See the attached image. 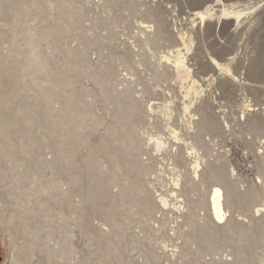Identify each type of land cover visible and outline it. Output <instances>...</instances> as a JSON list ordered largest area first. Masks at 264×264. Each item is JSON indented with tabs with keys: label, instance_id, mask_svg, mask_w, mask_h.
Segmentation results:
<instances>
[{
	"label": "rangeland",
	"instance_id": "374dc122",
	"mask_svg": "<svg viewBox=\"0 0 264 264\" xmlns=\"http://www.w3.org/2000/svg\"><path fill=\"white\" fill-rule=\"evenodd\" d=\"M167 2V25L150 49L139 42L137 22L151 21L145 24L155 30L147 8L164 9ZM138 3L132 9L124 0H0V264H264V156L258 144L264 129L251 125L264 121V5L236 28L225 18L200 24L195 14L205 0ZM177 46L203 84L201 103L218 129L194 128L199 99L193 98L191 114L182 108L190 102L183 95L190 83L156 66ZM211 58L244 78L259 63L262 82L241 89L228 73L217 72L219 82L204 84L202 78L214 73ZM124 88H132L135 100L142 96L137 112L144 109L143 116L132 111V100L116 94ZM244 101L259 109L242 121ZM172 129L181 141L171 138ZM153 136L167 146L156 149ZM197 139L208 147L196 146V158L208 169L225 166L246 196L241 209L228 212L224 228L212 231L228 237L222 241L206 242L205 210L183 219L212 184L195 179L191 187L181 176L179 189L174 186L176 173L183 175L193 160L186 147ZM180 145L184 168L174 165ZM127 155L138 156L142 167L134 170ZM143 165L153 167L150 174H141ZM116 182L125 189L120 198L113 197ZM62 183L67 192L60 191ZM144 191L153 210L141 205ZM252 191L254 200L247 196ZM27 199L28 208L26 202L18 206Z\"/></svg>",
	"mask_w": 264,
	"mask_h": 264
},
{
	"label": "bare ground",
	"instance_id": "6f19581e",
	"mask_svg": "<svg viewBox=\"0 0 264 264\" xmlns=\"http://www.w3.org/2000/svg\"><path fill=\"white\" fill-rule=\"evenodd\" d=\"M120 1V0H119ZM127 2V7L129 8H132V9H135L136 7H138V4L140 5L139 0H124ZM226 2H228V4H226ZM243 2L241 0H205V7L202 8L201 10H199L195 15H196V18L199 20V23L200 24H204L206 23L207 21H211V20H216L217 23H219L221 21V19H232L234 24H235V27L238 28L240 27V25L242 24V20L244 17H248V16H251L253 15L254 13H256V11L258 9H260V7H262L264 5V0H247L245 1L244 4H242ZM122 4V3H121ZM124 4V3H123ZM166 7L163 9V8H154L155 10L151 11V9H148V12L150 14L151 17H153V20L156 22L155 24L153 25H156V28L155 30H152V25L148 26L147 24L145 23H148L149 21H138L137 22V28H138V35H139V42H142V44L144 43L146 45V47H150V44L152 42V39H154L157 35L160 34L159 32V29L166 26L167 25V18L170 16V13L168 12L167 8L170 9L169 7V3L167 2L166 4ZM217 7H219L218 9H216ZM123 9V8H122ZM150 10V11H149ZM146 11V10H145ZM144 11V12H145ZM140 14V13H139ZM144 14V13H143ZM147 14V13H146ZM249 18V17H248ZM136 19V18H135ZM151 22V21H150ZM149 22V23H150ZM154 23V22H152ZM193 23V21H192ZM137 32V31H136ZM155 35V37L153 38V36ZM172 36V35H171ZM179 37H180V43H182L183 46H185V41H184V34H179ZM186 37V36H185ZM164 39V38H163ZM189 41V40H188ZM191 44V43H189ZM36 45H37V40H34L33 42H31L28 47L31 48V50H35L36 49ZM193 45V44H192ZM181 46V44H180ZM182 46V47H183ZM190 46V45H189ZM175 47V46H174ZM178 47V46H177ZM147 48V49H149ZM154 48V47H153ZM176 48V47H175ZM179 49H176L174 51L171 50L170 53H168V55H163L160 57V61L157 62V68H163L164 70V74H166L165 76H172V73H173V76H174V73L177 75L178 78H180L181 80H188V82L190 83L189 85V89L187 91H183V95H184V98H188L190 100V102L188 104H183L182 105V108H184V113H187L188 115L191 114V107L192 105H194V99L195 100H198L199 99V103L198 105L194 108L196 109L194 112L199 114L200 116V119L198 122H196L195 124V129L197 130H202L205 128V130H208V129H218L220 127V125H218V122L217 123H210L209 120L207 119V111L209 109V106L208 104H204V103H201V98L202 96H204V88H202V85L203 84H200L197 80L194 79V77L192 76V71L190 69V67L187 65V58L185 56V54L182 53V50L180 49V47H178ZM189 49V48H188ZM188 49L186 48V51H188ZM185 52V50H183ZM137 52V51H136ZM150 53V52H149ZM153 53V52H152ZM189 53V52H188ZM162 55V53H160ZM135 55V54H134ZM138 56V55H137ZM146 56V55H145ZM154 56V55H152ZM136 57V56H135ZM233 60V58H231V61ZM261 60V59H260ZM127 62V61H126ZM151 62V61H150ZM259 62V61H258ZM262 62V61H261ZM264 62V61H263ZM39 63V67H43L45 62L42 61L40 59V61H38ZM123 63V62H122ZM208 63L209 65L212 67L213 69V74L212 75H208L206 77H203L202 78V82L205 84V83H208V85L212 84L213 83H217L218 81V77H217V72L221 73V72H226V74L228 73L235 82H237L239 85H240V88L241 89H245L246 85H250L249 87H252L251 84L254 83L255 84H259L261 83L262 81H260L258 78L260 76V66L261 64L259 63H254L252 64L249 69H248V72L247 74L245 75L246 77H242V74L243 72H241L237 77L234 76L232 73H231V68L229 67L230 65H225V64H221L219 63L216 59L214 58H211L208 60ZM131 66L130 64H127L126 63V68L127 70H131ZM263 66V65H262ZM154 67V66H153ZM264 68V67H263ZM137 70V69H136ZM133 72V71H132ZM131 72V73H132ZM263 72V71H262ZM155 73V72H154ZM128 74L127 72H125V75ZM161 74V72H160ZM123 75V74H122ZM129 75V74H128ZM172 76V77H173ZM126 77V76H125ZM176 77V76H175ZM174 77V78H175ZM124 78V77H123ZM262 78V77H261ZM134 79V77H133ZM177 79V78H176ZM179 79V80H180ZM122 80V79H121ZM178 80V79H177ZM243 80V82H242ZM259 80V81H258ZM219 82V81H218ZM250 82V83H248ZM130 83V82H129ZM128 83V84H129ZM132 83V82H131ZM130 83V84H131ZM137 83V82H136ZM126 85V83H125ZM138 85V84H137ZM207 85V84H206ZM217 85V84H216ZM253 85V86H254ZM120 86V85H119ZM127 87V86H126ZM133 87H137V86H133ZM122 87H120L121 89ZM256 88V87H255ZM132 89V88H131ZM130 88H124L122 89L121 91L122 92H119L116 94L118 95H121V97L123 96L124 100H132L133 102L131 103L132 105V111H134L135 113H138L137 110L138 107H139V102L142 101V96H139L137 100L133 99V90H131ZM119 90V89H118ZM117 90V91H118ZM137 91V90H136ZM142 91V90H140ZM257 92V91H256ZM141 93V92H139ZM170 93V92H169ZM136 94V93H135ZM138 94V93H137ZM137 96V95H135ZM194 98V99H193ZM185 100V99H184ZM217 101V100H216ZM246 101L243 102L242 106H243V110H242V116L240 117L242 121H245L246 118V115H249L247 114L248 112H256L258 111L259 108H255L254 105H251V104H245ZM186 103V102H184ZM142 104V103H140ZM130 106V107H131ZM141 106V105H140ZM184 106V107H183ZM149 108V111L150 112H153L152 111V108L151 106H148ZM165 107V106H164ZM140 109V108H139ZM165 109V108H164ZM166 109L170 111L171 113V109H170V106L167 105L166 106ZM191 109V110H190ZM211 109H212V106H211ZM210 109V110H211ZM214 109V108H213ZM212 109V110H213ZM146 110V109H145ZM165 111V110H164ZM143 112H144V109L142 110L141 109V112H139L138 114L142 115L143 116ZM146 112V111H145ZM167 112V111H165ZM219 112V111H218ZM148 113V112H147ZM144 114L145 115H147ZM173 113V112H172ZM193 113V112H192ZM192 116H194V114ZM213 113V112H212ZM216 113V112H215ZM213 113V114H215ZM66 114H69V111L68 112H62V116H65ZM151 114V113H150ZM225 114V113H224ZM257 114V113H255ZM185 115V114H184ZM253 115V114H252ZM224 116V115H223ZM141 117V116H140ZM170 117V116H169ZM214 117V116H213ZM216 117V116H215ZM192 118V117H191ZM194 118V117H193ZM222 118V116H221ZM224 118V117H223ZM239 119V121H241ZM181 121V120H180ZM228 122V121H227ZM190 125V124H189ZM193 125V124H192ZM239 125V124H238ZM251 125H253V128L254 127H258L259 126L264 129V121L263 123H258V122H255V123H252ZM227 126V125H226ZM229 127V126H228ZM252 127V126H251ZM191 128V127H190ZM207 128V129H206ZM227 129V128H226ZM134 130V128L132 127V131ZM204 131V130H203ZM199 132V131H198ZM205 132V131H204ZM197 133V132H196ZM171 135L175 141L179 142L181 141V139L178 137V134L175 130L172 129L171 131ZM170 135V136H171ZM193 136V135H192ZM195 136V135H194ZM262 136V135H261ZM196 137V136H195ZM258 137V136H257ZM264 137V136H263ZM199 138V137H198ZM196 139V138H195ZM257 139V138H256ZM264 139V138H263ZM139 140V139H138ZM141 140V139H140ZM139 140V141H140ZM149 140V139H148ZM150 140H153L154 143H155V148L156 149H161L164 147L167 146V143L164 142L161 138H154L153 137H150ZM206 140V139H205ZM136 141V140H135ZM152 141V142H153ZM197 144H195V147L194 145L191 144V146H189V148L186 147V150H190V152L188 153L189 156H193V160H191V163L189 162V166H188V169H186V172L182 175V174H179L177 175L176 173V179L174 180V186L178 189H179V186H180V182H182V177L183 176L185 179L188 178L189 180V183H191V187H194V183H195V179H203L205 178V180L208 182V183H211L212 185L210 186L211 190L209 191V194L207 196V198H205L203 195H200L198 197V200L195 204V207H191L189 209V213H187L186 216L183 217L186 218V220L190 221L191 220V217L193 216V213H196L194 212V210L196 208H201V210H205L207 212V229H210V232L208 233V236L206 235L205 238H207L206 242H217V241H222L224 240L225 238H228L226 235H222L221 237H219L217 234H214L212 231H218V230H222L224 228V226H220L221 224L225 223L226 222V219H227V214L230 210L232 209H241L240 207L244 206L245 203L247 202L245 197L239 193V190L237 189V187L233 184V182L231 181L230 179V173L227 172L223 166L221 167H209L208 169V162L204 161L203 163L206 164L205 166H202L203 163H201V159L200 157H197L196 158V155L198 154L197 152H199L200 150H198L199 148L200 149H207L208 147V144L206 142H204L203 140L201 139H197ZM132 142V141H131ZM130 144L132 145L133 143ZM151 142V141H150ZM149 142V143H150ZM186 142V140H185ZM137 144H139L138 142H136ZM141 144V143H140ZM175 144V143H174ZM182 144V143H181ZM187 144V143H185ZM258 144L261 145V148H263V151H260V155L262 154V156H264V140H262V137H258ZM134 145V144H133ZM143 145V144H142ZM183 145V144H182ZM134 146H137L136 144ZM133 146V147H134ZM198 146L199 148L197 149ZM172 147H174L172 145ZM122 148V147H121ZM137 148H139L137 146ZM180 150L178 152L175 151L174 155H173V158H174V162H176V164L174 165H177L178 167L180 168H184V165L186 164L185 163V159L182 157V154L181 153V150L183 149V147H181V145L178 147ZM173 150V149H172ZM174 152V151H173ZM172 152V153H173ZM258 152V151H257ZM171 153V154H172ZM129 154V153H128ZM200 156V155H199ZM130 156L127 155L126 157V161L128 163H130V165L133 166L134 170H137L139 169V167H142V166H139V163H138V160H137V157L138 156H131V158H129ZM202 157V156H201ZM172 158V159H173ZM192 159V158H191ZM117 159H115L114 161H116ZM226 160V159H225ZM190 161V160H189ZM151 164V163H150ZM152 165V164H151ZM157 166V165H156ZM176 166V167H177ZM186 166V165H185ZM162 168V167H161ZM232 169V167H231ZM153 170V167H150V165L148 167H144L143 165V168L141 169V174L142 175H147L148 173L150 174V172ZM155 170V169H154ZM183 170V169H181ZM229 171V170H228ZM232 171V174H233V169L231 170ZM230 171V172H231ZM156 172V171H155ZM120 174V173H119ZM118 174V175H119ZM264 178V177H263ZM119 179V178H118ZM183 179V180H185ZM199 181V180H198ZM260 181V180H259ZM263 185L264 183L262 182V180L260 181ZM183 184H185V181H183ZM111 185V184H110ZM114 187H118L119 188V192L115 195H113V197H121L122 193L125 192V189L124 187H119L120 184L116 182V185L113 184ZM123 185V184H121ZM182 185V183H181ZM173 186V187H174ZM196 186V185H195ZM241 186V185H240ZM113 187V188H114ZM134 187L137 188L138 190L140 189H145L144 188V185L142 184H137V183H134ZM175 188V189H176ZM183 188V187H182ZM60 191H63V190H66L67 187H66V184L62 183V186L60 187ZM116 189V188H115ZM147 189V188H146ZM145 189V191H146ZM142 190L141 193H142ZM144 191V193H146ZM173 191V190H172ZM264 191V190H263ZM67 192V190H66ZM65 193V192H63ZM257 192H250L247 196L248 198H251L252 200H254L255 198H257V195H256ZM260 193V192H259ZM113 194V193H112ZM147 194V193H146ZM173 194V193H172ZM123 196V195H122ZM177 196V195H176ZM113 198V199H114ZM151 194H147L145 196H143V199H142V206L144 208H151L153 205L151 204ZM160 201L166 205V200L164 198H161ZM24 202H26V204H24ZM160 202V203H161ZM168 203V202H167ZM22 205L24 204L25 206H27V208L29 207L30 205V201L29 199H27V201H20V203L18 204L19 205ZM253 205V204H252ZM141 206V207H142ZM257 206V205H256ZM254 206V207H256ZM253 207V208H254ZM143 208V209H144ZM142 209V208H141ZM146 209V210H147ZM145 210V209H144ZM145 210V211H146ZM150 210H153V207L150 209ZM260 208L259 207H256V213H259L260 212ZM264 210V209H263ZM143 211V210H142ZM198 212V211H197ZM153 213V212H152ZM252 213V212H251ZM197 215V214H196ZM55 216V215H54ZM58 216V215H57ZM195 216V214H194ZM56 217V216H55ZM58 218V217H57ZM14 219V218H13ZM185 220V219H184ZM193 221V220H192ZM184 223V222H183ZM186 223V222H185ZM227 223V222H226ZM181 224V223H180ZM187 224V223H186ZM183 225V224H182ZM197 225V224H196ZM226 225V224H225ZM29 228V227H28ZM203 228V227H202ZM231 230V229H230ZM194 232V230H193ZM203 232V231H202ZM11 234V233H9ZM194 236H195V233H193ZM9 238H11V235H8ZM13 236V234H12ZM204 238V239H205ZM13 239V237L11 238ZM194 239V238H193ZM196 239V237H195ZM198 239V238H197ZM190 240V238H189ZM199 240V239H198ZM204 242V241H203ZM201 242V243H203ZM200 243V244H201ZM33 246V245H32ZM58 246V245H57ZM210 246V245H209ZM205 247V242H204V246ZM16 248V247H15ZM58 248V247H57ZM210 248V247H209ZM18 251L20 250L19 248H17ZM16 249V250H17ZM16 258V257H15ZM14 260V259H12ZM24 261V260H23ZM25 263V262H24ZM233 264V263H231Z\"/></svg>",
	"mask_w": 264,
	"mask_h": 264
}]
</instances>
